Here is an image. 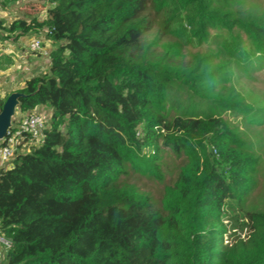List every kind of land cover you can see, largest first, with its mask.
<instances>
[{"label":"trees","instance_id":"1","mask_svg":"<svg viewBox=\"0 0 264 264\" xmlns=\"http://www.w3.org/2000/svg\"><path fill=\"white\" fill-rule=\"evenodd\" d=\"M46 2L43 21L0 20L2 46L43 33L54 45L49 72L18 90L20 114L51 117L43 144L0 169L4 264H264V210L244 213L247 238L221 244L225 208L253 191L255 161L211 99L191 105L198 84L223 90L194 75L181 47L240 29L264 55V24L237 16L236 0ZM160 144L185 161L154 200L131 177L161 179Z\"/></svg>","mask_w":264,"mask_h":264},{"label":"rangeland","instance_id":"2","mask_svg":"<svg viewBox=\"0 0 264 264\" xmlns=\"http://www.w3.org/2000/svg\"><path fill=\"white\" fill-rule=\"evenodd\" d=\"M48 8H50V4L46 0H0V20L5 23H10L15 19L30 21L36 18L43 21L47 17ZM233 10L237 12V16L248 18L250 22L264 24V0H236ZM181 34L179 32V35ZM44 35L43 33L38 36H28L32 39H23L22 42L28 44L35 38H40L45 44L52 46L51 41L45 39ZM168 43L174 45L176 41L172 39L170 42L168 40ZM13 45L11 44L14 49H17L16 44ZM18 45L21 46L19 43ZM181 47L184 61L188 65L191 64V69H195L194 75L206 74L207 78L213 82L212 85L215 86L216 92L223 90V99H219L213 90L209 89V91L207 86L204 90L202 85L198 84L196 97L190 100L191 105L194 102L196 104L203 102L204 98L211 99L214 114L228 123L232 132L244 144V148L251 153L255 161L256 168L252 176L253 191L243 203L227 205L222 216L225 233L222 235L221 244L226 247L231 243H236L239 239L247 238V230H241V226L245 223L243 220L245 212L264 210V123L254 124V122H251L254 120L264 121V55L250 45L249 38L240 29H235L231 33L222 30L211 31L209 42L202 46H186L183 44ZM178 48L177 44L176 49ZM242 51L245 53V57L240 56ZM11 56L19 58L16 51ZM27 59L28 57L23 58V60L19 59L17 65L12 61L3 59L5 61L2 64L11 65L12 68L14 66L19 67V65L22 68L28 65V70L33 77L49 72V57L34 58L31 61H27ZM6 86L7 88L0 91V100H4V102L12 93H17L23 87L21 83L16 81L11 86ZM209 92L211 94H208ZM184 95L187 98V95ZM226 96H230L235 102H241L251 113L244 115L239 113L238 109L228 107L225 100ZM206 104L201 103L198 109L207 106ZM37 114L42 117V120L48 126L51 112L47 109H40ZM176 114L172 111L171 117H175ZM16 116L17 118L20 117L18 111ZM160 146L163 151L160 168L161 179L152 180L141 176L131 177L136 187L150 195L154 200H159L164 190L174 184L185 161L184 155H177L162 144ZM27 149L28 147L25 148L26 151L21 150L20 153H26Z\"/></svg>","mask_w":264,"mask_h":264},{"label":"built area","instance_id":"3","mask_svg":"<svg viewBox=\"0 0 264 264\" xmlns=\"http://www.w3.org/2000/svg\"><path fill=\"white\" fill-rule=\"evenodd\" d=\"M28 52L37 53L42 57H49V52L45 49L44 42L40 38H35L29 43ZM6 53L15 54V51L9 45L2 46L0 44V55ZM26 57L23 54L19 56L22 59ZM16 118L17 116L14 119L12 129L0 144V169L5 168L18 152L25 149L27 145L39 146L44 142L43 129L45 125L39 114H20V117ZM12 248V241L0 233V264L5 263V258L12 251Z\"/></svg>","mask_w":264,"mask_h":264},{"label":"crops","instance_id":"4","mask_svg":"<svg viewBox=\"0 0 264 264\" xmlns=\"http://www.w3.org/2000/svg\"><path fill=\"white\" fill-rule=\"evenodd\" d=\"M23 39H32L31 37H25V38H21L17 43H7V44H5V45H9V46H11V44L13 45V44H16V46H17V49H14V47H12V49L14 50V51H16L17 52V55H19V56H21L22 54L24 55V56H27L28 57V59H27V61H31V60H33L34 58H42V56H40L39 54H37V53H32V52H28V48H29V42H28V44L27 43H23L22 42V40ZM31 41V40H30ZM18 43L19 44H21V46L20 45H18ZM49 43V42H48ZM52 43V42H51ZM14 46V45H13ZM44 47H45V49L46 50H48V52H49V54H50V52L53 50V47H54V45L52 44V46L50 45V44H45L44 43ZM20 48V49H19ZM51 49V50H50ZM27 53H28V55H27ZM12 54H1L0 55V91H2V89H5V88H7V86L6 85H9V86H11V84L14 82V81H16L17 83H21L22 84V86H23V84H24V82L26 81V79H31V78H33V75H31V72H29V70H28V65H26L25 67H20V65H19V67L17 66V67H11V65H4V64H2L5 60L6 61H12V62H14L16 65L19 63L18 61H19V59L20 60H23L22 58H15V57H13V56H11ZM6 56H8V57H6ZM3 59H5V60H3ZM49 61V60H48ZM49 67H50V62H49ZM35 77V76H34ZM22 78V79H21ZM21 79V80H20ZM17 86H18V84H16ZM15 86V85H14ZM13 86V87H14ZM8 98V97H7Z\"/></svg>","mask_w":264,"mask_h":264},{"label":"water","instance_id":"5","mask_svg":"<svg viewBox=\"0 0 264 264\" xmlns=\"http://www.w3.org/2000/svg\"><path fill=\"white\" fill-rule=\"evenodd\" d=\"M24 95L17 92L12 93L4 102L0 110V143H2L7 136L8 132L13 127L14 119L20 106V99Z\"/></svg>","mask_w":264,"mask_h":264},{"label":"clouds","instance_id":"6","mask_svg":"<svg viewBox=\"0 0 264 264\" xmlns=\"http://www.w3.org/2000/svg\"><path fill=\"white\" fill-rule=\"evenodd\" d=\"M50 55V54H49ZM1 144V143H0Z\"/></svg>","mask_w":264,"mask_h":264}]
</instances>
